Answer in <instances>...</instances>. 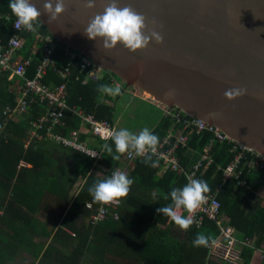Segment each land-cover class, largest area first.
I'll list each match as a JSON object with an SVG mask.
<instances>
[{
  "label": "trees",
  "instance_id": "trees-1",
  "mask_svg": "<svg viewBox=\"0 0 264 264\" xmlns=\"http://www.w3.org/2000/svg\"><path fill=\"white\" fill-rule=\"evenodd\" d=\"M9 3L10 0H0V14L10 15L13 19L15 16ZM37 29L49 33L42 25ZM12 34L11 21L0 20V42H6ZM23 40L22 53L25 57L32 55L26 74L31 78L40 53L32 52L35 41L31 35L23 36ZM58 52L56 49L58 61L55 64L59 66L63 58ZM49 75L56 84L61 83L56 72L50 71ZM100 84L113 86L108 75L99 80H88L85 85L72 80L67 103L114 124L115 112L109 104L113 97L100 93L97 90ZM10 85L6 76L0 77V190L3 191L0 198V264H14L18 252L32 254L38 264H207V245L193 246L192 242L198 233L208 237V243L213 241L218 235L216 224L206 219L201 227L192 225L179 237L170 233L174 225L156 210L170 204L171 190L183 187L186 181L170 171L160 175L158 169L152 167V159L145 163L142 157L126 168L125 173L135 182L130 193L118 199L121 202L116 209L118 219L110 217L96 226L91 225L88 217L96 212L99 203L93 199L89 188L98 180L108 178L119 167L121 154L115 151L111 139L107 144L113 151L106 150L100 165L84 153L50 139L27 144L29 121L37 115L39 106H33L18 122L3 125V109L13 104L15 98L9 91ZM80 124L77 117L66 113L65 126L53 131L67 135ZM170 124L169 119L162 117L152 131L161 140ZM82 137L86 140L90 136L83 133ZM205 137L204 133L195 135L189 144L199 150ZM227 149L225 143L213 148L214 164L202 178L210 191L221 182L217 166L224 168L232 159ZM182 152L178 150V154ZM115 155L120 159L113 161ZM79 181L82 183L77 185ZM76 185L79 189L72 194ZM263 186L264 169L251 173L245 187L238 188L233 182H227L218 193L220 221L234 228L239 239H251L260 250H264V197L260 201L258 191ZM153 192L157 194L155 198ZM87 203L94 204L95 209L88 210ZM39 210L45 211L52 221L48 226L42 224L41 234L52 235V241L56 243H49L45 248L33 239L36 226H39L35 224L38 221L35 214ZM66 230H71L74 236ZM57 244L61 247H56ZM68 247L71 249L66 251ZM252 254L251 249L241 247L243 264L249 263Z\"/></svg>",
  "mask_w": 264,
  "mask_h": 264
},
{
  "label": "water",
  "instance_id": "water-1",
  "mask_svg": "<svg viewBox=\"0 0 264 264\" xmlns=\"http://www.w3.org/2000/svg\"><path fill=\"white\" fill-rule=\"evenodd\" d=\"M32 2L43 12L44 0ZM108 2L88 8L86 0H65L66 11L51 23L43 14L41 25L124 85L216 125L264 157V0H119L147 17L146 33L164 38L136 52L122 44L107 50L85 34ZM236 87L248 93L227 99Z\"/></svg>",
  "mask_w": 264,
  "mask_h": 264
},
{
  "label": "built area",
  "instance_id": "built-area-1",
  "mask_svg": "<svg viewBox=\"0 0 264 264\" xmlns=\"http://www.w3.org/2000/svg\"><path fill=\"white\" fill-rule=\"evenodd\" d=\"M0 20L11 21L13 30V34L6 42H0V77L6 76L7 81L11 82L9 91L15 97L14 103L3 109V125L23 119L33 106H39L41 113L39 112L29 121L27 144L34 140L40 142L50 139L61 146L84 153L100 165L106 153L104 145L110 140V133L116 130L115 125L108 120L98 119L95 114L86 113L82 108L69 106L67 103L69 83L73 80L85 85L88 80H99L106 75H108V80L112 81L113 86L118 84L122 89L123 82L81 52L58 43L51 34L42 33L38 29L36 31L25 30L23 26L18 30L15 27L17 18L12 19L10 15L0 14ZM25 35H31L35 41L32 52L40 53L31 78H27L26 74L32 55L25 57L22 53L23 36ZM56 49L63 58L59 66L55 64L58 61ZM50 71L56 72L61 83L56 84L55 80L49 78ZM66 113L77 117L81 124L78 129L69 131L67 135H61L53 130L56 127L65 126ZM163 117L170 120V127L161 138L157 151L154 154L148 153L153 160L152 167L158 169L160 174L166 171L175 172L183 176L186 183L188 176L202 180V176L214 163L215 143H226L228 151L232 154V160L228 165L224 168L217 167V170L221 172V182L215 186L214 190L206 193L205 202L191 214L198 222L193 224L196 228L201 227L206 219L213 221L218 228L216 238L207 244V264H243L241 247L251 249L252 257L256 256L258 261L264 264V250L255 248L253 241L249 238L239 239L234 228L220 221L221 206L218 200V193L222 191L223 185L227 182H233L238 188L245 187L251 173L264 169V157L254 149L240 144L216 125L184 113L176 107H164ZM83 133L94 136L103 143L98 146L91 145L82 137ZM203 133H206L208 137L199 152L198 159L191 164L189 169H184L179 165L177 151L192 149L188 145L190 135ZM141 159L142 157L138 156L134 150H130L121 154L122 164L114 171L123 172L130 164ZM120 205L119 200L110 204L99 203L96 212L89 215L88 222L96 226L110 217L117 220L116 209ZM86 208L92 210L95 209V205L87 203ZM181 213L184 216L190 215L183 209ZM168 222L179 227L169 218ZM252 257L248 264H254Z\"/></svg>",
  "mask_w": 264,
  "mask_h": 264
},
{
  "label": "clouds",
  "instance_id": "clouds-1",
  "mask_svg": "<svg viewBox=\"0 0 264 264\" xmlns=\"http://www.w3.org/2000/svg\"><path fill=\"white\" fill-rule=\"evenodd\" d=\"M8 7L13 15L17 18L15 27L19 30L21 26L25 30L36 31L41 26V16L48 15L49 23L56 21L61 14L66 11L65 0H44L43 12L36 7L32 0H10ZM86 7L94 8L95 0H86ZM147 17L138 13L131 6L120 7L119 0H109L102 13H97L84 29L89 39L97 40L101 38L103 47L107 50L116 48L118 44H122L125 48L132 52L145 49L154 39L157 43H163V36L154 29L150 33H146L148 25ZM154 22V21H153ZM97 90L100 93L111 96H118L122 89L117 84L115 86L108 84L98 85ZM248 93L247 88H230L225 91L224 95L229 100H234ZM169 98L174 96L173 92L165 94ZM110 139L115 144V151L124 154L130 150H134L138 156L144 157V162H151V155L157 151L160 144L158 135L152 130L145 127L138 134L129 129L114 130L110 133ZM104 148L112 153L113 149L108 144ZM119 160L120 156L112 157ZM188 182L183 187L173 188L170 192L171 203L161 206L156 211L168 217L181 229L187 231L193 224L198 222L191 215L194 213L206 199V193L210 191V187L206 181L195 179L191 176L187 177ZM134 179L130 178L125 172L113 171L112 174L103 180H98L90 188L89 193L93 199L102 204H110L120 198L126 197L134 184ZM153 192V197H156ZM181 209L190 213L184 216ZM193 246H206L208 237L198 233L193 240Z\"/></svg>",
  "mask_w": 264,
  "mask_h": 264
},
{
  "label": "crops",
  "instance_id": "crops-1",
  "mask_svg": "<svg viewBox=\"0 0 264 264\" xmlns=\"http://www.w3.org/2000/svg\"><path fill=\"white\" fill-rule=\"evenodd\" d=\"M49 77H50V75H49ZM58 78V77H57ZM52 79V78H51ZM123 92H130L131 93V96L133 97V95H135L134 93V91H132L131 92V90L129 91L128 90V86H126V85H124L123 84V88H122V92H121V94L120 95H122V93ZM119 95V96H120ZM118 96V97H119ZM113 97V101L112 102H109V104L111 105V106H113V108H114V112H115V101L117 100V96H112ZM145 98L142 96V100H144ZM153 101V100H152ZM157 103V102H156ZM40 109L41 108H39V110H37V114L40 112L41 113V111H40ZM158 109L160 110V112H161V114H160V116L158 117V120H157V122H155V124L154 125H152V127L150 128V130H152L156 125H157V123L160 121V119H162V117H163V109H164V107L163 106H159L158 107ZM106 120V119H105ZM18 122V121H17ZM114 125H115V123H114ZM170 127V126H169ZM168 127V128H169ZM28 130H29V128H28ZM204 134H206V133H204ZM27 135H28V131H27ZM87 136H90V137H88V138H91V139H89L88 140V138L86 139V141L89 143V144H91V145H94V146H98V145H100V144H102L103 143V141H101V140H99L98 138H96V137H94V136H92L91 137V135H88V134H86ZM195 135H200V134H192V135H190V137H189V142H188V145L192 148V149H186V150H184V149H179V150H182L183 152L182 153H180V154H178V151H177V154H178V156H179V165L180 166H182L184 169H189L190 168V166H191V164L192 163H194L197 159H198V155H199V152L201 151V149H202V147H203V145L205 144V142H206V139H207V137H208V135L206 134V137H205V140H204V142H203V144H202V147H201V149H196L193 145H190L189 143H190V140L192 139V137L193 136H195ZM216 144H223V143H215V145ZM226 144V143H225ZM215 145H214V147H215ZM227 145V144H226ZM64 147V146H63ZM68 148V147H67ZM227 152L228 153H230L229 151H228V149H227ZM231 154V153H230ZM232 155V154H231ZM213 159H214V150H213ZM232 160V159H231ZM231 162V161H230ZM229 162V163H230ZM134 163V162H133ZM132 163V164H133ZM121 164H122V160H121V163L119 164V167L121 166ZM132 164H130L128 167H130ZM214 164V163H213ZM24 166H27L26 164H24ZM217 167H219V166H217ZM126 171V169L123 171V172H125ZM171 173H174V174H176L175 172H171ZM160 174V173H159ZM161 175V174H160ZM178 177H182V178H184L183 176H180V175H178V174H176ZM204 176V175H203ZM203 176H202V178H203ZM98 177H101L102 178V176L100 175V174H98ZM82 182L81 181H79V183L77 184V185H79V184H81ZM185 184H186V182H185ZM77 185L74 187V189L72 190V194H73V192H76V190H78L79 188L77 187ZM264 187V186H263ZM263 187H261V188H263ZM260 188V189H261ZM260 189H259V191H260ZM259 191H258V195H259ZM2 195H3V191H1L0 190V198L2 197ZM260 197V196H259ZM261 198V197H260ZM7 200V199H6ZM0 211H1V209H0ZM35 217H36V219L38 220L35 224H37V225H39L38 226V228H37V226H36V230H37V232H35L34 234H33V239H34V241L36 242V243H41V244H44V248L46 247V245L47 244H49V243H52V244H56V243H54L53 241H52V235H50V236H48V237H45L44 235H42L41 234V232H42V227H43V225H45V226H48V225H50V224H52V221H51V218L48 216V215H46V213H45V211H43V210H39L36 214H35ZM38 222H39V224H38ZM43 224V225H42ZM174 228H178V227H176V226H172L171 227V230H170V233L174 236V234L172 233L173 231L172 230H174ZM179 229V228H178ZM181 229V228H180ZM183 230V229H182ZM66 232H68L69 234H70V236H74L73 235V232L71 231V230H66ZM180 235H182V234H180ZM179 235V236H180ZM176 236V235H175ZM179 236H177V237H179ZM70 241H72V240H70ZM56 247H58V248H60L61 247V245H59V244H57L56 245ZM71 248L70 247H68V248H66V251H69ZM42 252H43V250H42ZM16 257H17V260H16V262L14 263V264H34V262H35V260H34V256L32 255V254H30V253H28V252H18V254L16 255ZM252 260H253V262H254V264H262V263H260L259 261H258V259H257V257L256 256H253L252 257ZM35 264H38V260L35 262Z\"/></svg>",
  "mask_w": 264,
  "mask_h": 264
},
{
  "label": "rangeland",
  "instance_id": "rangeland-1",
  "mask_svg": "<svg viewBox=\"0 0 264 264\" xmlns=\"http://www.w3.org/2000/svg\"><path fill=\"white\" fill-rule=\"evenodd\" d=\"M135 95L130 92H123L115 103L114 123L116 130L129 129L134 133H139L143 128H151L157 122L161 112L158 109L159 103L149 99L144 93L136 92L133 87H128ZM142 96L145 98L142 100ZM259 200L264 197V187L259 191ZM173 234L179 236L183 233L182 229L174 228Z\"/></svg>",
  "mask_w": 264,
  "mask_h": 264
},
{
  "label": "bare ground",
  "instance_id": "bare-ground-1",
  "mask_svg": "<svg viewBox=\"0 0 264 264\" xmlns=\"http://www.w3.org/2000/svg\"><path fill=\"white\" fill-rule=\"evenodd\" d=\"M145 95H147V94H145ZM148 96V95H147ZM149 97V96H148Z\"/></svg>",
  "mask_w": 264,
  "mask_h": 264
}]
</instances>
